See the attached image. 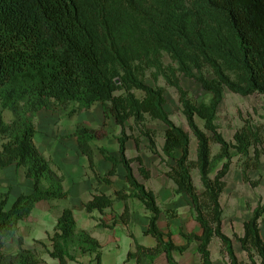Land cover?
<instances>
[{"label":"trees","instance_id":"1","mask_svg":"<svg viewBox=\"0 0 264 264\" xmlns=\"http://www.w3.org/2000/svg\"><path fill=\"white\" fill-rule=\"evenodd\" d=\"M165 55L170 65H164ZM149 71L162 74L178 89L183 112L198 141L196 160L191 159L189 132L165 110V89L145 83ZM180 75L196 78L211 94L210 101L198 102L190 96L179 84ZM226 89L264 98V0H0V135L5 140L0 150V180L6 168L16 165L33 181L32 190L19 195L10 208L7 193L0 199V264H40L37 254L23 246V238H19L16 252H8L7 245L39 202L70 197L63 185L64 176L53 169L35 142L38 113L71 106L86 111L97 103L103 105L105 116L114 118L122 128L119 157L100 148L113 166L108 177L96 175L97 180L110 184L109 177L124 168L132 189L118 190L114 196L96 193L86 203V210L89 214L103 213L117 201H124L120 219L130 225L133 213L128 200L138 199L150 213L145 234L156 241L155 246L147 247L132 234L135 248L127 261L157 264L165 255L169 264H180L174 253L185 252L197 241L202 263L213 264L210 244L217 237L230 264H245L238 259L232 238L223 231L220 198L226 187L223 178L234 156L248 157L254 149L258 161L264 135L259 127L246 122L236 131L233 142L225 139L216 120ZM138 90L144 93L142 97L136 95ZM5 110L12 113L10 122L4 119ZM146 116L166 126L162 150L174 161L167 175L176 193L188 195L194 218L202 228L201 235L182 233L184 245H177L171 233L161 230L163 211L157 196L138 179L132 163H140L144 179H150L151 172L140 156H127V141L132 135L127 134L126 123L133 119L136 125H144ZM197 118L203 120L204 129ZM145 134L150 149L155 150V136L149 130ZM99 135L100 130L84 124L74 132L92 169L96 165L92 143ZM135 140L139 145V137ZM213 143L220 147L217 154H213ZM196 169L202 192L194 183L192 172ZM166 214L168 220L177 217L175 210ZM263 222L264 198L244 223L239 238L250 264H264ZM101 224L113 227L116 219L112 225ZM49 241V254L60 264L78 261V254L91 256L88 264H102L101 243L89 230L77 228L71 208L63 209Z\"/></svg>","mask_w":264,"mask_h":264},{"label":"rangeland","instance_id":"2","mask_svg":"<svg viewBox=\"0 0 264 264\" xmlns=\"http://www.w3.org/2000/svg\"><path fill=\"white\" fill-rule=\"evenodd\" d=\"M163 63L165 66L170 65L171 60L167 55L164 56ZM155 73L158 72L149 71L146 75L145 83L151 87L160 86L165 89V110L169 114L171 120L189 132L191 138V159L196 160L198 141L189 127L187 118L183 112L178 89L175 86L169 85L162 74L155 75ZM179 84L198 102L210 101L211 94L203 89L202 85L196 80V78L180 75ZM119 93L121 92H117V94ZM143 94L144 93L142 91H136V95L139 97H142ZM12 118V113L9 110H5V121L10 122ZM246 122L259 127L261 133L264 135L263 96L258 94L242 96L226 89L223 100L219 105L216 120L219 131L227 141L233 142L236 131L239 130ZM197 123L200 128L204 129L203 120L197 118ZM80 124H84L87 127L101 131V135H99L97 140L92 143L94 151L104 155L100 151V148H103L112 156L118 155L117 153L115 154V152L118 150L117 137L121 135V126L116 123L114 118H107L105 116L103 105L101 103L95 104L90 110L86 111H77L76 106L56 111L43 109L38 113L36 122L41 142H37L36 144L37 146L42 147V150H44L46 158L50 160L53 169L59 175L64 176V181L67 169L64 159L66 160L68 155L65 153L61 155V159H59L56 156L58 154L55 152V147L58 144L64 143L68 144L67 146L72 145L70 142V136L75 128ZM165 129L166 126L161 121L153 120L149 116H146L144 125L141 126L136 125L133 119L128 120L126 123V130L127 134L132 135V137L127 141V144L130 145V149L127 150V156L132 159L140 156L143 160V165L151 172V178L144 179L139 172L141 166L140 163L137 161L132 163L134 172L138 179L145 183L149 189L153 190L158 197L159 205L163 211L161 219L159 220L161 229L165 233L171 232L172 238L176 243L182 241L185 242L182 233L200 232V224L195 220L191 207L187 205L188 200L186 197H188V195L182 193L184 194L183 199L181 196L182 194L176 193V186L167 175L170 167L174 164V161L163 154L162 149L165 140ZM147 130L151 131L155 136V150L150 149V142L148 136L145 134ZM136 137H139V145L136 143ZM4 141L5 140L0 135V150ZM219 149V145L213 143V154H217ZM258 149L261 152L258 161L255 157L254 149H252L251 154L248 157L240 155L234 156L231 168L227 175L223 178L226 183V187L220 198L224 217L223 231L232 238L236 255L238 259L245 264H250V261L247 252L244 251L241 246L239 238L244 233V223L252 216L253 210L257 207L262 198H264V143L260 145ZM71 155L73 156L75 154ZM86 158H81L80 155H75L72 161L74 162L72 163V167L77 170L78 168H84L82 169L84 178H90V182L95 187L94 190H96L94 192L101 193L102 191L99 190V187L106 185V183L104 184L98 181L96 175L108 177V173L103 175L100 172V164H98L97 161L95 168H90L89 161ZM220 167L221 164L219 168ZM19 170L20 176L16 181L13 179V170L10 167L4 170L0 180V199L6 193L9 195V203L7 205L8 208L12 205V202L17 198L18 194L28 191L30 187L27 180L24 178V168L21 167ZM192 175L197 189L199 192H202L204 188L199 171L197 169L193 170ZM214 175L215 173H213L211 177ZM109 179L111 180V183L110 185L107 184V186H110L108 190L110 191L113 189L115 192L118 191L116 189L121 187L119 184L123 181L122 178L119 174H117L109 177ZM115 192L109 195L114 196ZM172 193L175 194L174 197L171 196ZM91 197H93V194ZM57 201L53 200L49 202L56 203ZM169 207L171 210H175L177 212V217L172 220H168L166 214V208ZM131 208L133 211L142 209L139 204L138 206L133 204ZM34 218L35 215L33 214L29 220L21 222L17 236L7 245L8 252H16L19 249V238H23V235L26 237V234H30L34 228ZM133 231V229L130 230L131 233H133ZM261 232L262 237L264 238V222L261 224ZM212 241L213 243L211 242L210 244V251L214 264H230L228 255L223 250L221 240L215 237ZM37 245L38 249L36 248ZM198 245L199 243L194 241L191 243L190 248L185 252H175L174 256L176 260L182 264H203L198 251ZM23 246L26 247L25 243ZM30 246H33L30 248L37 254L40 259V264L50 263L46 244H41L35 241L34 244ZM129 263L135 264V261H124V264ZM157 264L169 263L167 262L166 256L162 255L157 259Z\"/></svg>","mask_w":264,"mask_h":264},{"label":"crops","instance_id":"3","mask_svg":"<svg viewBox=\"0 0 264 264\" xmlns=\"http://www.w3.org/2000/svg\"><path fill=\"white\" fill-rule=\"evenodd\" d=\"M44 110H47V109H44ZM76 128H75V130H76ZM75 130L72 132V135L70 136V138H71L70 142L72 143V145L67 146L68 144L64 143V144H58L55 147V150H56L55 152H57V154H58L56 156L59 159H61V155L65 154V153H67V155H68V158H66V160L64 159V163H66V165H67L66 166L64 164L67 167L66 174H65L64 188L66 190L70 191V197L68 199H66L65 201H59V200L57 201L56 200L57 201L56 203H50L49 201H41L36 205L32 215H31V217L33 216V214L35 215L34 228L32 231L30 230L31 231L30 234H26L27 235L26 237H25V235H23V240H24V243L26 245L25 248L31 249L33 246H30V245H33L35 241L38 243H41V244H46L47 250H48L47 251L48 256L50 258L49 264H60V261L58 259L52 258L49 254V251L51 250L49 235L51 233H53L54 228L58 222V218H59L61 212L63 211V209L68 207V208H71L73 213H74L77 228L89 230L91 232L92 236L95 237L96 239H98L99 242L101 243V246H102V264H124V261H127L128 253L130 251L134 250V248H135V239L139 243H141L142 245H145L147 247L155 246V244H156L155 239L153 237L145 234V232L148 228L150 213L145 209V206L142 204V202L139 201L138 199H135V198L128 200L129 207L131 209V212L133 213L130 225L125 224L120 219V216L124 213V210L126 207V203L124 201L116 202L113 205V207L106 209L103 213L94 212L93 214H89L87 212L85 205L89 200L92 199V197H91L92 194L93 195L96 194V192H94L96 190H94L95 187L90 182L91 181L90 178L89 179L84 178V174L82 172V169H84V168H78V170H77V169H74V167H72V163H74L72 161H73L75 155H80L81 158H86V156L82 153V151L79 148L77 138L74 136ZM121 130H122V128H121ZM39 138H40L39 132L37 130L36 135H35L36 143L41 142V140ZM117 143H118V137H117ZM38 148L42 154L45 153L44 150H42V147L38 146ZM128 149H130L129 144H127V150ZM116 153L118 155H113V156L119 157V143H118V150H117V152H115V154ZM71 154H75V155L72 156ZM95 156H96L97 163L101 165V166L99 165L100 172L103 175L105 173H109L110 170L112 169V166H113L112 163L110 161L106 160L104 155L99 154L97 151H95ZM10 168H12V170H13V174H12L13 179H14V181H16L18 179V177L20 176V173H19L20 170L19 169H21V168H17L16 165H12V166H10ZM23 173H24V178L27 180L30 187H29L28 191H24V192L18 194V196L23 194V193H29L33 188V181L29 178H26L25 172H23ZM117 174H119V176L122 178L123 181H121V184H119V185H121V187L117 188L116 190H119V189L131 190L132 189L131 186L126 182V178H124L126 175V170L124 168H119ZM109 187L110 186H107V184H106V185L100 186L99 190L108 194V195L113 194L115 192V190L111 189L109 191L108 190ZM174 195L175 194L172 193L171 196L174 197ZM181 196L184 199V194H182ZM186 198L188 200L187 202L189 203L188 197H186ZM16 199H14V201ZM157 200H158V197H157ZM13 202H12V204H13ZM61 202H64V203H61ZM136 202H139V203H136ZM188 203H187V205H189ZM133 204L135 206H138V204H139V206H141L142 209H140L138 211H135V210L133 211V209L131 208V206ZM158 204H159V202H158ZM166 209L170 210L171 208L169 207ZM114 219H116V224L113 225V227L102 226V224H101L103 222V223H106L107 225H112V223L114 222ZM160 219H161V216H160ZM20 225H21V222L19 224V228H20ZM102 228H104V229H102ZM131 229L134 230L133 233L130 232ZM169 233H171V232H168L165 234L167 235ZM195 233L197 235L202 234L201 226H200V232H195ZM132 234L134 235L135 239L132 237ZM165 238L168 239L167 236H165ZM212 243H213V241H212ZM176 244L177 245H184V244H186V239H185V242L182 241V242H178ZM39 246H42V245H39ZM36 248L38 249V245L36 246ZM90 261H91V256H89V255L81 256L80 254H78V261L71 260V261H69V264H88V263H90ZM132 261H135V260H131V262ZM135 264H137L136 261H135ZM180 264H182V263H180ZM213 264H214V261H213Z\"/></svg>","mask_w":264,"mask_h":264}]
</instances>
